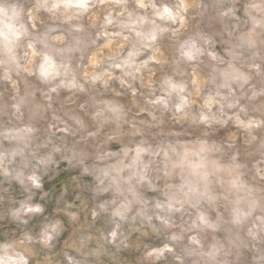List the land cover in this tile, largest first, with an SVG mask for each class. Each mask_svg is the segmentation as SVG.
<instances>
[{
    "label": "clouds",
    "instance_id": "1",
    "mask_svg": "<svg viewBox=\"0 0 264 264\" xmlns=\"http://www.w3.org/2000/svg\"><path fill=\"white\" fill-rule=\"evenodd\" d=\"M164 39L176 55L160 54V79L142 83L136 117L103 100L58 109L60 89L87 96L97 82L117 78V68L121 85L133 90L143 80L136 73L148 67L135 57L156 55ZM218 43L229 45L232 59L238 48L264 47V0H0V81L15 93L13 119L0 125V264H103L109 251L115 257L132 247L128 236L137 224L159 228L168 241L145 247V258L168 252L173 264H184L189 253L174 249L185 234L213 229L207 249L189 237L198 264H241L242 249L252 253L250 264H264V204L235 202L234 213L218 217L228 235L217 244L213 224L199 215L183 226L171 222L187 201L172 196L160 151L149 146L133 155L129 146H147L159 129L177 122L205 141L234 122L248 127L229 85L213 74L193 81L181 68L206 55L215 69L224 62ZM234 144L231 135L223 142L228 150ZM169 152L178 155L171 146ZM253 167L264 181V153Z\"/></svg>",
    "mask_w": 264,
    "mask_h": 264
},
{
    "label": "rangeland",
    "instance_id": "2",
    "mask_svg": "<svg viewBox=\"0 0 264 264\" xmlns=\"http://www.w3.org/2000/svg\"><path fill=\"white\" fill-rule=\"evenodd\" d=\"M98 43L103 44L104 41L100 40ZM233 43L237 41L234 40ZM161 45L156 55H152L149 51L135 57L137 64L148 60V67L136 73L143 80L134 81L133 90L121 85L119 79L121 70L117 68L113 72L117 78L109 80L106 86L97 82L87 96L72 88L60 89L58 109L84 104L86 99L92 106L97 101L103 100L112 107L127 112L130 118L136 117L143 104L141 93L145 90L142 83L149 82V77L153 82L160 79L161 66L157 63L160 54L162 53L167 59L176 55L174 46L169 41L164 39ZM228 47L227 44L219 43L215 46V51L224 61L216 64L215 69L210 67L206 55L202 56L199 62L193 61L181 65V68L193 81L200 78L206 80L210 74H213L217 83L229 85L240 98V103L245 109L246 115H241L240 121L247 125V128L234 122L226 130H219L205 141L198 137L195 129L188 130L186 125L177 122L175 128L159 129L156 134L152 135L147 146L139 142L129 145L133 155L136 152L147 150L150 146L160 151L159 159L162 163H168L170 173L168 184L174 189L172 196L187 201L183 203L179 213L171 215V222L183 226L199 215L202 222L213 224L217 244L223 243L228 235L219 226L218 217L227 219L229 213H234L235 202L247 203L249 206L254 201L264 204V181L256 177L253 167L264 153V145L261 143L264 141V47L257 45L256 49L238 48L236 51L239 54L235 59L227 55ZM129 50L126 49L124 55ZM253 51L256 52L255 55L252 54ZM103 52L106 54L107 49H103ZM149 56H151L150 60ZM253 64L257 67H251ZM84 65H89V61L85 60ZM88 70V67L83 68L84 72ZM222 91L227 92L228 88ZM14 96L12 85L6 81H0V125L8 124L10 119H13L10 117V105L15 102ZM145 115V113H140V118H144ZM36 118L43 125V114L37 113ZM168 123L171 125L172 122ZM43 126L47 127V125ZM182 128L185 130L181 131ZM169 131L173 134L171 140L168 139ZM229 135L235 137V144L231 150L223 146L224 140ZM252 137L255 139L253 140ZM169 146L178 155L169 152ZM234 156L235 159H233ZM84 180L91 181L92 177H84ZM12 190L17 191L15 187ZM259 215V210H256L253 218ZM197 231L193 229L192 232L186 233L182 242L174 249V252L178 254L189 253L183 255L184 264H198V257L193 252L195 246L189 245V237L196 235L197 240L205 249L214 242L213 229H208L198 235ZM158 232H160L159 228L153 231L147 226L137 224L135 230H130L128 236L132 247L128 250H121L115 257L109 251L104 257L103 264H173V253L165 252L159 258L155 254L151 258L143 256L145 247L151 251L162 248L168 242L166 237L163 234L158 235ZM70 235H66L64 239H69ZM82 243L87 246L90 241L83 240ZM251 256V252L242 249L241 264H250Z\"/></svg>",
    "mask_w": 264,
    "mask_h": 264
}]
</instances>
